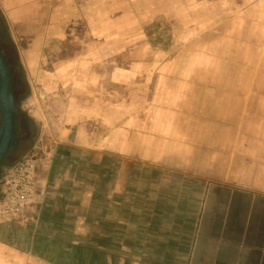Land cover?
<instances>
[{"label": "crops", "instance_id": "1", "mask_svg": "<svg viewBox=\"0 0 264 264\" xmlns=\"http://www.w3.org/2000/svg\"><path fill=\"white\" fill-rule=\"evenodd\" d=\"M236 3L184 58L137 62L138 104L115 133L106 109L62 104L70 126L49 128L59 145L39 163L36 226L52 234L33 242L62 244L73 264H264V0ZM1 7L25 44L23 106L36 119V95L51 100L66 69L40 70L49 31L34 28L35 2ZM112 155L124 171L107 167ZM10 251L7 264H54L50 252Z\"/></svg>", "mask_w": 264, "mask_h": 264}, {"label": "rangeland", "instance_id": "2", "mask_svg": "<svg viewBox=\"0 0 264 264\" xmlns=\"http://www.w3.org/2000/svg\"><path fill=\"white\" fill-rule=\"evenodd\" d=\"M2 1L0 51L13 67V93L17 106L23 111L16 126L15 149L0 163V201L5 172L29 157L35 162L38 197L24 218L0 222V243L4 245L0 248V264L8 263L7 257L13 252L10 250L27 255L50 252L51 257L47 260L52 263L73 264L72 258L64 257L62 244L33 242L35 232L39 236V230L51 233L47 226L41 229L36 226L43 200L42 192H39V180L42 179L39 175H43L40 174L42 166L39 169V163L50 162L59 145L58 137L50 129L62 123L70 126L61 121L64 118L61 115L62 104L77 102V105L87 108L106 109L109 113L104 117L112 123L111 132L115 133L124 121V107L136 108L138 104L137 62L145 60L152 64L157 60L160 64L163 60L184 58L193 44L200 43L202 32L216 27L218 19L212 18L213 13L233 10L238 0H42L41 3L31 0L38 10L34 28L49 31L40 70L47 76L62 67L66 69L64 75L67 78L65 87L55 90L51 100L45 98L44 90L36 95L34 109L40 113L36 119L32 113L24 111L23 106L30 89L28 73L19 61L18 50L25 44L16 43L13 39L15 31L7 13L2 10ZM79 58L91 62L76 64ZM58 65L60 67L55 68ZM127 74L130 78H126ZM98 76H101L100 82H89ZM111 76L112 81L108 79ZM84 116L87 119L84 121L88 122L90 116ZM102 117L96 114L91 119L99 122ZM112 157L107 167L124 171V160L115 155ZM85 170H89L86 163L80 168V171ZM58 248L61 252L59 258Z\"/></svg>", "mask_w": 264, "mask_h": 264}, {"label": "built area", "instance_id": "3", "mask_svg": "<svg viewBox=\"0 0 264 264\" xmlns=\"http://www.w3.org/2000/svg\"><path fill=\"white\" fill-rule=\"evenodd\" d=\"M36 167L25 158L9 168L2 178L0 222L24 218L36 203Z\"/></svg>", "mask_w": 264, "mask_h": 264}, {"label": "water", "instance_id": "4", "mask_svg": "<svg viewBox=\"0 0 264 264\" xmlns=\"http://www.w3.org/2000/svg\"><path fill=\"white\" fill-rule=\"evenodd\" d=\"M23 111L16 105L10 91L7 64L0 54V163L12 149L16 140V114Z\"/></svg>", "mask_w": 264, "mask_h": 264}, {"label": "trees", "instance_id": "5", "mask_svg": "<svg viewBox=\"0 0 264 264\" xmlns=\"http://www.w3.org/2000/svg\"><path fill=\"white\" fill-rule=\"evenodd\" d=\"M0 54L2 55V57L4 58V60H5L6 64H7V67H8V70H9V76H10V91H11L12 95L14 96V99H15L16 105H18L17 100H16V97H15V95H14V93H13V89H14V88H13V86H14L13 67H12L11 65H9V63L6 61L4 55L1 53V51H0ZM21 114H22L21 112H19V113L16 114V117H15V120H16V126H17V124L19 123L18 118H19V116H20ZM16 137H17V133H16ZM15 146H16V140H15V144H14V146H13L12 149H11V150L5 155L3 161L5 160V158H6L10 153L13 152V150L15 149ZM3 161H2V162H3Z\"/></svg>", "mask_w": 264, "mask_h": 264}]
</instances>
